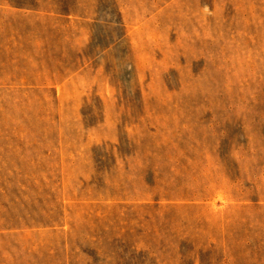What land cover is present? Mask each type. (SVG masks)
<instances>
[{
	"label": "rangeland",
	"instance_id": "rangeland-1",
	"mask_svg": "<svg viewBox=\"0 0 264 264\" xmlns=\"http://www.w3.org/2000/svg\"><path fill=\"white\" fill-rule=\"evenodd\" d=\"M0 264H264V0H0Z\"/></svg>",
	"mask_w": 264,
	"mask_h": 264
}]
</instances>
